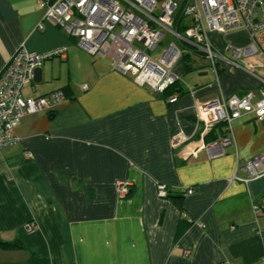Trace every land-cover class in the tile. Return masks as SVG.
Returning <instances> with one entry per match:
<instances>
[{
    "label": "crops",
    "instance_id": "crops-1",
    "mask_svg": "<svg viewBox=\"0 0 264 264\" xmlns=\"http://www.w3.org/2000/svg\"><path fill=\"white\" fill-rule=\"evenodd\" d=\"M40 4L0 0V73L22 46L62 51L43 63L24 96L61 90L66 99L24 117L19 141L0 149V239L25 247L0 250V264H264V216L254 210L264 177L237 179L248 178L242 163L264 151V122L253 114L234 120V143L213 158L206 146L225 138V125L205 132L195 115L198 104L220 97L252 91L257 99L264 55L245 58L249 66L183 59L173 68L179 100L170 103L172 95L137 85L109 57L89 55L44 22ZM210 37L228 59L226 44L249 41L244 30ZM178 134L189 140L175 148Z\"/></svg>",
    "mask_w": 264,
    "mask_h": 264
},
{
    "label": "built area",
    "instance_id": "built-area-1",
    "mask_svg": "<svg viewBox=\"0 0 264 264\" xmlns=\"http://www.w3.org/2000/svg\"><path fill=\"white\" fill-rule=\"evenodd\" d=\"M45 9L44 22L54 24L91 56L109 57L114 70L131 75L142 87L164 93L178 79L173 68L184 55L204 56L210 66H249L244 59L264 55V0H41ZM180 14L184 21L176 26ZM39 30H44L43 23ZM234 30H244L249 41L244 46L225 45L232 54L228 59L220 54L211 40V33L224 37ZM169 32L174 41L165 48L162 57L154 58L152 52ZM47 55L31 52L22 46L0 73V149L19 141L17 129L24 117L39 112H51L66 99L58 90L37 97H25L24 89L36 76L43 63L61 54ZM216 70V69H215ZM89 87L83 86L84 90ZM35 89H33L34 91ZM170 103L178 96L169 97ZM244 114H253L264 122V88L256 99L254 92L220 97L198 104L195 115L207 132L222 123L226 135L220 142L206 146L211 157L225 153L224 148L234 143L232 122ZM189 139L184 134L175 135L173 147L178 148ZM26 160L33 158L30 152ZM242 170L248 178L239 181L248 184L264 177V151L255 158L244 161ZM159 196L166 198V186L158 187ZM121 199L129 196L128 182L117 185ZM189 194L193 190H188ZM256 215L264 216V194L254 206ZM29 232L34 223L26 226Z\"/></svg>",
    "mask_w": 264,
    "mask_h": 264
},
{
    "label": "trees",
    "instance_id": "trees-1",
    "mask_svg": "<svg viewBox=\"0 0 264 264\" xmlns=\"http://www.w3.org/2000/svg\"><path fill=\"white\" fill-rule=\"evenodd\" d=\"M184 21V18L178 14L177 17H176V26L178 24V26H180ZM190 55H184V58L185 60H189L190 59ZM191 63L190 62H187L185 66H190ZM177 84H178V80L173 84L171 85L169 88H167V90L164 92V94L166 95H172L176 92H180L181 89H177ZM171 197V195H169ZM175 198H181V196H177ZM19 249H25L24 245L20 242H8V241H3L0 239V250H19Z\"/></svg>",
    "mask_w": 264,
    "mask_h": 264
},
{
    "label": "rangeland",
    "instance_id": "rangeland-1",
    "mask_svg": "<svg viewBox=\"0 0 264 264\" xmlns=\"http://www.w3.org/2000/svg\"><path fill=\"white\" fill-rule=\"evenodd\" d=\"M171 41H174V37L169 32L166 31L162 43L159 44L157 49L152 52L153 57L154 58L162 57L165 48L169 45ZM207 63L209 64V61L206 58H194L193 60V66H201V65L205 66L207 65Z\"/></svg>",
    "mask_w": 264,
    "mask_h": 264
},
{
    "label": "water",
    "instance_id": "water-1",
    "mask_svg": "<svg viewBox=\"0 0 264 264\" xmlns=\"http://www.w3.org/2000/svg\"><path fill=\"white\" fill-rule=\"evenodd\" d=\"M39 71H40V69H39L37 72H39ZM37 72H36V73H37Z\"/></svg>",
    "mask_w": 264,
    "mask_h": 264
}]
</instances>
